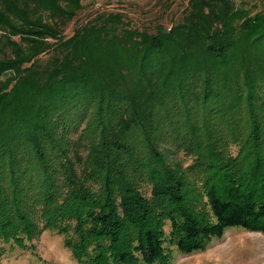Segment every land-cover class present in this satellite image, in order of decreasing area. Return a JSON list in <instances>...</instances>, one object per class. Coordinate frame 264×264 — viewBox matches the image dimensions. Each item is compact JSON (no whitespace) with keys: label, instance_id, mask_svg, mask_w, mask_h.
Instances as JSON below:
<instances>
[{"label":"trees","instance_id":"trees-1","mask_svg":"<svg viewBox=\"0 0 264 264\" xmlns=\"http://www.w3.org/2000/svg\"><path fill=\"white\" fill-rule=\"evenodd\" d=\"M80 8L0 0V242L52 225L80 264H168L264 234V5L188 0L154 31L103 11L63 36Z\"/></svg>","mask_w":264,"mask_h":264},{"label":"rangeland","instance_id":"rangeland-1","mask_svg":"<svg viewBox=\"0 0 264 264\" xmlns=\"http://www.w3.org/2000/svg\"><path fill=\"white\" fill-rule=\"evenodd\" d=\"M188 0H81V8L68 21L61 33L65 37L74 29L100 12H121L129 25L154 31L159 23L170 26L182 14ZM245 3L253 12L261 9L264 0H236ZM244 5V4H243ZM12 38L20 40L15 34ZM51 41V39H48ZM49 52L43 53L47 58ZM5 76L1 75L0 79ZM231 140V139H229ZM228 150L235 153L238 147L231 143ZM184 164L191 160L179 155ZM70 223H73L71 221ZM167 229V227H166ZM23 235L22 240L9 237L0 242V264H80L68 245V239H76L72 229L67 232L49 225L39 232ZM168 264H264V234L239 227L226 229L220 238H213L203 251L183 254L172 249Z\"/></svg>","mask_w":264,"mask_h":264}]
</instances>
